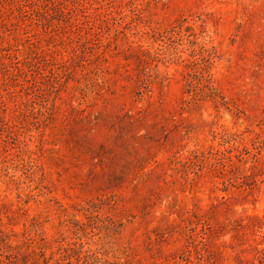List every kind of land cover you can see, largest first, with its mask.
Listing matches in <instances>:
<instances>
[{"label":"rangeland","instance_id":"obj_1","mask_svg":"<svg viewBox=\"0 0 264 264\" xmlns=\"http://www.w3.org/2000/svg\"><path fill=\"white\" fill-rule=\"evenodd\" d=\"M0 264H264V0H0Z\"/></svg>","mask_w":264,"mask_h":264}]
</instances>
